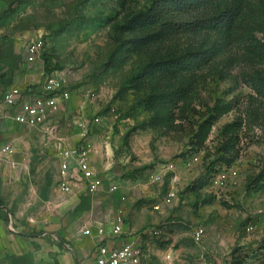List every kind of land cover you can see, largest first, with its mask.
<instances>
[{"label": "rangeland", "instance_id": "rangeland-1", "mask_svg": "<svg viewBox=\"0 0 264 264\" xmlns=\"http://www.w3.org/2000/svg\"><path fill=\"white\" fill-rule=\"evenodd\" d=\"M152 1L0 0V83L31 71L25 45L41 38L42 63L45 53L50 67L68 71L71 89L101 92L103 109H114V169L158 195L138 202L153 204L175 190L173 210L187 233L177 242L183 259L264 264V0H247L229 39L201 33L162 49L142 45L133 20ZM155 62L162 78L139 76L142 65ZM183 88L190 98L175 99ZM222 169L237 171L236 184L211 188ZM197 226L204 234L195 241Z\"/></svg>", "mask_w": 264, "mask_h": 264}, {"label": "crops", "instance_id": "crops-1", "mask_svg": "<svg viewBox=\"0 0 264 264\" xmlns=\"http://www.w3.org/2000/svg\"><path fill=\"white\" fill-rule=\"evenodd\" d=\"M24 64L32 67L31 71L0 83V102L10 87L26 90L29 98L40 93L45 76L66 72L62 69L45 74L41 59ZM68 90L69 98L57 99L52 115L39 127L17 123L15 107L0 114V264L23 256L29 257V264H92L100 243L117 246L124 241L142 248L145 255L141 264H190L187 253L183 256L186 259L182 257L184 247L177 245L187 233L180 231L183 222L173 210L176 193L170 204L163 203L168 191L159 202H138L140 197L149 201L158 195L131 185L114 169V109H103L101 92L71 89L69 80ZM91 93L94 98L89 97ZM95 116L98 123L93 122ZM122 126L117 124L120 134L124 132ZM82 142L91 144L89 164L104 185L89 193L83 183H77L72 194H63L56 188L60 152ZM5 145L12 147L9 159L1 154ZM133 152L139 155L140 151L135 147ZM75 165L70 160L73 172ZM109 185L116 189L108 191ZM116 214L123 216L122 232L117 236L111 233ZM85 229L90 230L89 235L83 233ZM98 229L104 231L101 237L97 236ZM145 229L149 231L146 234L142 233Z\"/></svg>", "mask_w": 264, "mask_h": 264}, {"label": "built area", "instance_id": "built-area-1", "mask_svg": "<svg viewBox=\"0 0 264 264\" xmlns=\"http://www.w3.org/2000/svg\"><path fill=\"white\" fill-rule=\"evenodd\" d=\"M1 36V32H0ZM43 49V41L41 38L31 39L25 46L24 59L31 64L37 59H41ZM68 72H63L59 76L47 75L44 77L39 94L32 95L28 98L26 90L18 87H10L3 92L0 102V114L4 115L6 109L17 108L15 113V121L21 125L28 127H39L43 125L48 117H50L56 107L57 99L67 100L69 98ZM91 98L95 97L91 93ZM94 123L99 122V117L95 116ZM85 135V131L83 133ZM92 147L89 142H82L74 147H68L60 152V160L57 171L56 188L63 194L70 195L74 191V186L77 183H83L89 193H94L101 189L104 185L103 179L96 173L94 168L89 164V155ZM12 153L11 145H5L1 148V154L4 158L9 159ZM70 160L75 162V171L73 172L70 166ZM197 156L192 157L187 165L196 162ZM10 166L13 162L9 161ZM172 168V164L165 167H160L157 172L150 175V181L157 182L161 179L165 170ZM237 171L234 169H222L216 173L210 182V187L213 189H222L228 185H234L237 181ZM115 185H109L108 191H114ZM175 197L174 190L170 189L163 203L170 204ZM154 208L159 209V205ZM123 216L116 214L112 221L111 233L119 235L122 232ZM146 229L142 232L148 233ZM150 232L157 233L156 230ZM84 234L89 235L90 230L85 229ZM103 229L97 230V236L103 235ZM204 234V228L198 226L193 231V239L198 241ZM145 253L142 248L136 245L133 241H124L117 246H108L100 243L97 247L96 257L92 264H141Z\"/></svg>", "mask_w": 264, "mask_h": 264}, {"label": "trees", "instance_id": "trees-1", "mask_svg": "<svg viewBox=\"0 0 264 264\" xmlns=\"http://www.w3.org/2000/svg\"><path fill=\"white\" fill-rule=\"evenodd\" d=\"M214 2H223L226 5L220 11H212L209 7ZM246 4L247 0H153L133 20H137L135 24L143 32L139 39L141 44L162 49L184 36H198L201 33L231 38L237 28V18ZM42 56L45 74L60 69L57 66L50 67L51 58L45 56V53ZM161 64L155 62L149 66L148 63L142 65L139 76H148V79L162 78ZM172 94L175 99L185 101L190 98L191 90L183 88ZM158 104L162 105V98ZM15 263L29 264V257H12L9 264Z\"/></svg>", "mask_w": 264, "mask_h": 264}]
</instances>
